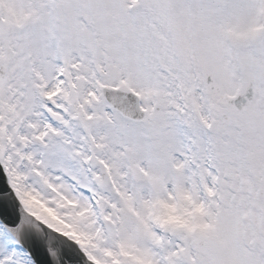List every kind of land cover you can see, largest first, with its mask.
Listing matches in <instances>:
<instances>
[{
	"label": "snow or ice",
	"instance_id": "1",
	"mask_svg": "<svg viewBox=\"0 0 264 264\" xmlns=\"http://www.w3.org/2000/svg\"><path fill=\"white\" fill-rule=\"evenodd\" d=\"M0 177V264H264V0H0Z\"/></svg>",
	"mask_w": 264,
	"mask_h": 264
},
{
	"label": "rangeland",
	"instance_id": "2",
	"mask_svg": "<svg viewBox=\"0 0 264 264\" xmlns=\"http://www.w3.org/2000/svg\"><path fill=\"white\" fill-rule=\"evenodd\" d=\"M248 95L250 96V91L248 93ZM243 101V98L242 97H237V99L234 101V103L237 104V106H239V103Z\"/></svg>",
	"mask_w": 264,
	"mask_h": 264
}]
</instances>
